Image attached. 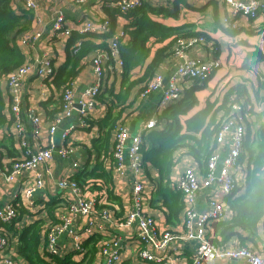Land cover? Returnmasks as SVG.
Masks as SVG:
<instances>
[{
    "label": "crops",
    "instance_id": "1",
    "mask_svg": "<svg viewBox=\"0 0 264 264\" xmlns=\"http://www.w3.org/2000/svg\"><path fill=\"white\" fill-rule=\"evenodd\" d=\"M34 1L37 4V10L30 13L32 14V19L33 16L40 18L41 23L37 27L35 26V30L40 31L42 37L27 50H22V53L25 59L31 60V62H35L38 66L40 65L42 67H45V60L49 59L54 76L65 61V44L51 38L49 34L51 23L55 17L59 13H63L70 27L88 21H100L104 18L109 20L108 12L112 9H110L108 4L117 0H86L83 4H75L70 0H52L51 2L41 0ZM144 1L151 2L153 5L158 4V6L165 7L169 9V11L176 10L178 12L176 18H165L160 20L164 26L180 27L192 25V31L200 35V37L205 38V45L198 44L185 51L186 60L198 59L202 62H206L214 59L220 63V67L212 72L205 82L179 80L178 86L181 88V94L177 97V100L181 99L185 91L191 88L193 90H191L192 94L196 98L195 106L190 109L186 116L181 117V122L183 123L187 118L204 109L207 102L216 103V106L219 105L225 93L230 88L236 86H243L246 88L254 112L255 103L252 94H255L257 91L258 80L261 79V77L259 78L257 76L258 73L256 69L262 67L263 72L264 67V57L258 50V41L264 30V15H260L255 19H246L238 14L234 16L230 13L228 6L225 4V0ZM238 1L243 2L244 0ZM223 19L228 20V27L222 24ZM127 25L128 20L124 16L119 15L115 17L108 31L111 36L104 41L107 49L102 51L108 50L110 41L116 34L125 33L124 31ZM128 39V35H125L123 43H126ZM79 42L80 41H77L75 44ZM97 42L100 43L99 41ZM259 54L262 56V60L259 59ZM94 56L95 54L85 61L80 73L71 85L76 97L79 96L83 90L91 86L96 79L92 65ZM149 61L150 59L148 62ZM179 63L180 60L174 55L168 56L163 59L158 66L156 74H160L167 81ZM110 65H113V63ZM143 70L144 67L136 68L131 73V80H136L141 77ZM121 72L122 68H110L108 63H104L101 89L109 90V92H116L119 88ZM53 76L49 79H43L35 74H31L23 84L21 112V122L25 129V136L23 138L27 140L33 152H38L48 146L49 128L53 125L54 119L61 114L52 113L56 103L60 100L62 92L52 85ZM139 87L140 86H137L133 90L129 102L123 106L122 115L116 127L117 129L125 128L130 135L138 134L142 126L150 121L156 124L153 130H162L164 124H157L160 115L169 105L177 101L163 103L161 91L142 98ZM0 90L4 102L3 113L8 118L7 124L0 127V206L15 203L17 208V218L14 221V225L10 226L8 228L9 230H6L9 235V246L4 252V255L13 258L19 264H25L24 260L16 253L19 233L23 228L36 220H43L45 222V229L47 225L57 223L61 216L69 217V214L66 212L69 199L68 194L67 192L58 190L56 184L61 179L70 180L74 174L82 171L86 165L87 169L92 167L95 155L91 151V140L97 137L98 132L95 125L93 126L90 123L88 125L87 122L94 123L101 120L107 113L108 105L97 102L94 112L85 120L86 127L84 128L80 124V116L77 109H75L70 118H65L61 122L52 136V142L55 148L71 146L74 150L73 155L66 159L55 156L46 166H39L34 172H23V174L17 178L16 183L9 185L4 182L5 168L7 162L19 158L20 152L18 143L22 136L16 132V120L8 110L9 94L5 78H2L0 81ZM246 107L248 108V105ZM241 108L244 109L245 105H241ZM118 109L121 108L118 107ZM30 112H33L39 119V125L35 128L32 127L27 119V115ZM243 112L244 110L240 112V115L244 118L243 126L245 131L249 129L250 133L254 135V119H259V121H257L259 125H261V123L264 124V113L256 117L252 115L253 112L251 114ZM64 131H70L65 139H63ZM231 132L232 130L224 136L221 143H217L215 153L221 158L227 156L229 152ZM113 143L114 138L112 139V144ZM187 153V148H181L175 154L176 165L172 172V181L174 184L184 168L189 165L195 168L199 180L201 181L203 179L204 174L198 170L196 162ZM246 168V156L241 155L238 167L229 170L230 175L233 176L237 182V188L233 192V198L240 197L245 192L244 181ZM38 175L43 180L44 186L33 194V207L27 209L20 200L14 199L15 196L19 192H22L23 189L28 186L29 182ZM157 177L158 173L156 169L149 164H142V169L139 174H134L129 168L127 160L124 161L122 174L113 171L114 194L119 196L121 200V209L117 208L116 212L111 210L110 222L104 224L103 230L100 233H97L94 228L92 231L102 238L101 241H111L115 238L120 239L122 250L121 261L118 264H142L136 252V225L133 224L125 229L119 227V224L130 207L132 185L135 181L139 180L144 183L142 208L154 219L157 230L159 232L167 231L176 234L181 232L183 214L181 213L180 222L178 224L168 225L166 224L162 204L160 202H153V193ZM85 196L95 197L93 193H85ZM225 198L226 197H224L221 192L214 188L210 190H201L197 195L196 209L203 212L209 211L211 208L210 202L212 200L224 202L228 208ZM228 210L230 209L228 208ZM231 217L232 212L229 211L225 217L219 221H226ZM94 221L95 228H100L101 224L99 220L95 218ZM219 221L211 222L206 228V235L209 237L212 244H214L212 240L218 237L212 225ZM86 227L85 219L77 216L76 218H72V224L69 229L79 233ZM242 235L245 237L244 245H241L236 238L228 241L225 247L214 245L222 249L246 247L257 254L264 255V217L257 227L256 235L250 237L246 233ZM43 243L44 242H42L40 246V252L41 248H43ZM196 248H198L197 242L190 241L182 243L177 241L175 248L179 255H177V260L179 261L181 257L188 256L189 253ZM69 255H71L72 260L75 262L80 261L82 257V255L76 251L73 238L66 234L58 241V257ZM216 264H247V262L245 260H238L236 262L217 260Z\"/></svg>",
    "mask_w": 264,
    "mask_h": 264
},
{
    "label": "built area",
    "instance_id": "2",
    "mask_svg": "<svg viewBox=\"0 0 264 264\" xmlns=\"http://www.w3.org/2000/svg\"><path fill=\"white\" fill-rule=\"evenodd\" d=\"M51 2L52 0H41ZM75 4H83L86 0H70ZM144 0H117L108 4L110 9H115L120 15H125L139 8ZM230 13L234 16L241 15L246 19H255L264 15V0H225ZM22 9L35 12L37 4L34 0H14L13 10L16 6ZM41 23L40 18L33 16L31 30L21 34L16 45L22 53L31 45L40 40L42 34L35 30ZM222 24L228 27V20L223 19ZM110 29L108 19L100 21H88L80 25L70 27L63 13H59L51 23L50 37L66 44L73 33L78 36L91 34H105ZM125 33L116 34L110 41L107 51H97L92 60L94 82L83 90L79 96H75L72 87L64 88L61 92L62 112L54 119L53 125L49 128V144L46 148L38 152H33L25 138V129L21 122L22 112V89L27 77L35 74L43 79H49L53 76V69L50 60L46 59L44 66H38L37 63L31 62L24 57V62L14 71L10 72L5 81L9 94L8 110L15 118V130L20 136L18 149L20 156L14 161L7 162L4 172V182L6 184L16 183L17 178L23 172H34L39 166H46L55 156L66 159L73 155L74 150L71 146L55 148L52 142V136L55 130L65 118H70L72 112L77 109L80 116V124L86 127V119L91 116L96 108V97L101 88V80L104 74V63H108L110 68H122V61L119 58L118 47L123 43ZM79 44V43H78ZM75 44L74 47L78 46ZM205 45L204 37H196L189 40L179 39L176 42L174 56L180 60L173 74L166 81L161 75H155L141 92V97L161 91L162 102L169 103L176 101L181 94V88L178 86L179 80H192L196 82H205L212 72L220 67L217 60H208L202 62L198 59H185V51L195 45ZM258 50L264 57V30L258 41ZM23 54V53H22ZM24 56V55H23ZM113 63V65H110ZM264 82V67L262 78ZM242 104H233L231 106L232 117L226 121L216 136V142L221 143L224 136L230 131V147L227 156L221 158L214 153L207 162L206 172L200 181L198 174L193 166H187L174 184V188L181 194L183 200V222L179 234L167 231L159 232L154 219L148 215L142 208V194L144 192V183L135 181L132 185L130 196V207L125 217L119 224L121 228H129L136 225L135 244L137 246V256L142 264H216L217 260H226L236 262L245 260L247 264H264V255L255 253L246 247L225 248L222 249L210 242L206 235L208 224L219 221L230 211L224 202L212 200L209 211H198L196 209L197 195L201 190L215 189L221 192L224 197L230 196L237 188V182L230 175L229 170L238 167L239 160L243 151V140L246 134L243 126L244 118L240 115L243 108ZM239 113V114H238ZM27 119L32 127L39 125V119L30 112ZM156 124L153 121L142 126L140 132L130 135L125 128H118L114 134L113 147V171L118 174L123 173L124 161H128L131 171L138 175L142 169V136L153 130ZM70 131H64L63 139L66 138ZM174 183V182H173ZM44 182L41 177L35 176L28 186L19 192L14 200H20L27 209L33 207V194L42 189ZM58 190L67 192L68 203L66 212L69 217L61 216L57 223L47 225L45 228V241L41 253L45 252L49 256H58V241L64 235H69L75 242L76 251L83 254V244L95 232L100 233L105 223L110 222L112 209L106 207L97 208L93 196H85L79 185L72 180L61 179L56 184ZM117 211V208H115ZM115 212V211H114ZM77 216L84 218L87 227L81 232H75L71 229L72 218ZM17 218L16 204H7L0 206V264H19L11 257L5 256L4 252L9 246V235L5 229ZM95 218L101 224L96 229ZM197 242L198 248L189 253L188 256L181 257L177 260L178 252L175 250L176 242ZM98 253L94 264H118L121 261L122 243L119 238L111 241H101L97 245ZM178 255V256H177Z\"/></svg>",
    "mask_w": 264,
    "mask_h": 264
},
{
    "label": "trees",
    "instance_id": "3",
    "mask_svg": "<svg viewBox=\"0 0 264 264\" xmlns=\"http://www.w3.org/2000/svg\"><path fill=\"white\" fill-rule=\"evenodd\" d=\"M13 3L14 0H0V81L23 64L24 56L16 45V40L21 34L30 30L32 23V14L19 6L13 10ZM119 15L115 9L108 12L110 25ZM177 15L176 10L169 11L165 7L153 5L147 1H143L139 8L124 15L128 20L124 32L129 39L118 47L119 58L122 61L119 88L116 92L100 88L96 101L108 105L107 113L101 120L94 123L87 122L88 125L89 123L95 125L98 132L97 137L91 140V151L95 155L94 163L90 169H87L86 165L82 171L70 178L79 185L84 194L95 195L98 209L106 207L115 212V208L121 209V200L114 194L112 139L117 130L123 106L129 102L137 86H140L139 92H142L155 75H160L156 74V70L163 59L174 54L177 40L185 41L200 36L192 31V25L167 27L160 21L165 18H176ZM110 36L109 32L104 35L82 37L73 33L65 44V61L53 76L52 85L61 91L71 87L85 61L97 51L107 49L104 41ZM77 41L80 42L74 47ZM259 59L262 60L260 54ZM138 67H144L141 77L131 80V73ZM257 88L254 94L256 100L260 91H264V82L258 80ZM191 90L192 88L185 91L181 99L169 105L160 115L157 124H164L162 130H150L142 136V162L151 165L158 173L153 202L162 204L168 225L178 224L183 210L182 196L174 188L172 181L176 152L181 148H187V154L196 162L198 170L204 174L207 162L217 148L216 136L223 124L232 117L233 103L244 104L243 113L253 112L246 88L236 86L225 93L219 105L207 102L204 109L182 123L181 117L186 116L196 104V98ZM1 95L0 90V127L7 124L8 120L3 113L4 102ZM261 101L263 102V99ZM61 112L60 97L52 113ZM241 155L246 156L247 159L245 192L237 198H233L234 193L227 196L225 202L232 212V217L212 225L214 232L218 234V237L212 241L222 247H225V244L233 238L244 245L245 237L242 234L246 233L249 237L256 235L257 227L263 220L264 124L259 125L254 135L246 129ZM14 221L6 226V230L14 225ZM44 225L43 220H36L23 228L18 235L16 253L25 264L95 263L98 253L97 245L102 240L99 235L94 234L84 242L81 260L75 262L71 255L58 257L40 252V246L45 241Z\"/></svg>",
    "mask_w": 264,
    "mask_h": 264
},
{
    "label": "rangeland",
    "instance_id": "4",
    "mask_svg": "<svg viewBox=\"0 0 264 264\" xmlns=\"http://www.w3.org/2000/svg\"><path fill=\"white\" fill-rule=\"evenodd\" d=\"M256 72L258 73V77L260 78L262 75H261V72H262V67L261 68H257L256 69ZM260 81V80H259ZM261 82V81H260ZM263 82V81H262ZM252 94V93H251ZM253 95V97H254V93L252 94ZM264 98V92H260L259 93V96H258V101L254 98V105H255V113L253 112V114L252 115H255L256 117H259L260 115H262V113H264V101L262 102L261 100ZM253 100V99H252ZM264 100V99H263ZM253 105V106H254ZM262 118V117H261ZM261 118H260V120H261ZM255 120V124L253 125V127H254V129L256 130L257 128H258V122L257 121H259V119H257V118H255L254 119ZM262 124V123H261Z\"/></svg>",
    "mask_w": 264,
    "mask_h": 264
}]
</instances>
